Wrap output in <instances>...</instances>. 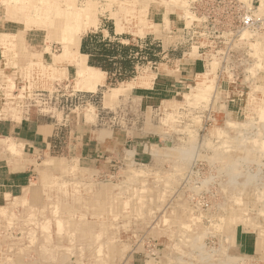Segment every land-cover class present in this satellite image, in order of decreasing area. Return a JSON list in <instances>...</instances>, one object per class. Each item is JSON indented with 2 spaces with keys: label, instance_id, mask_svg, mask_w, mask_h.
Listing matches in <instances>:
<instances>
[{
  "label": "rangeland",
  "instance_id": "374dc122",
  "mask_svg": "<svg viewBox=\"0 0 264 264\" xmlns=\"http://www.w3.org/2000/svg\"><path fill=\"white\" fill-rule=\"evenodd\" d=\"M92 1L93 24L79 39L89 35L81 48L92 53L87 65L109 71H100L98 89L52 64L65 49L72 58L77 53L80 41L69 47L64 36L84 21L87 0H2L24 30L8 38L12 43L0 41V128L30 115L61 117L52 103L40 110L28 92L69 81L95 91L72 114L88 132L109 136V147L98 161L57 147L22 151L0 129V182L12 175L8 166L23 185L14 195L0 193V264H264V0L253 2L259 27L205 56L204 70L160 103L131 93L148 84L158 50L148 31L161 27L150 18L157 6L190 16L194 0ZM107 10L111 32L124 41L98 27ZM133 33L137 42H128ZM127 137L145 141V154H118Z\"/></svg>",
  "mask_w": 264,
  "mask_h": 264
},
{
  "label": "crops",
  "instance_id": "0c3cea01",
  "mask_svg": "<svg viewBox=\"0 0 264 264\" xmlns=\"http://www.w3.org/2000/svg\"><path fill=\"white\" fill-rule=\"evenodd\" d=\"M5 6L8 8L9 5L4 4L2 0H0V39L3 35L17 36L18 31L21 32L24 30L23 26H19L15 21H12L10 18L12 15L6 16ZM174 11V9H170L169 11L165 7L157 6L152 13L150 22L154 25H159L161 31L156 32L149 30L148 37L153 42L157 43L158 50L154 52L153 57H150V68L147 71L149 75L148 78L144 80V82L148 84L135 85L136 87L133 86L131 89L132 99H138L139 101L146 100L147 102L157 101V103H160L186 87L190 80H192L191 78L205 68L206 53L198 48L194 49V46L188 42L185 35L184 26L187 25L186 16H180ZM110 18V11L107 10L98 22V27L102 28V31H106L108 38L119 37L120 35L118 32H111V29L115 26L114 23L111 22L113 23V27L111 28ZM166 24L167 27L162 29ZM88 38L89 35L86 34L85 39H81V41L79 39L80 44L78 42L79 46L77 45L78 50L74 55L75 57H73V62L70 60L69 55L63 54L62 52L58 55L52 54V64L57 68L67 69L68 73L74 74H76V70L83 68V66L80 67L83 65L82 63H84L87 68H97L87 65L89 59L92 57V53L89 52V50L81 52L82 46L85 45V47H87L86 42L89 40ZM138 38L139 35L133 33V35H130L126 40L128 42H137ZM119 40L122 41L123 39L119 37ZM0 58L2 59L1 46ZM0 67H2L1 60ZM100 71L105 75L109 73V71H102V69H100ZM99 86H103V83L99 82L96 84L97 89ZM88 92L93 93L95 91ZM81 118L79 114L78 116L72 114L70 120L67 122V126L62 128L59 126L61 117L57 115L52 118L46 117L45 115H37V117L30 115V117L24 118L17 123L12 124L11 121V123L1 126L2 129H0L5 137L11 138L17 143H21L23 146L22 151L24 148L30 146L35 149H39V145L43 146V148L57 147L64 153L78 155L77 157L79 159H90V157L93 156V159L98 161V157H103L104 153L108 151L109 136H101L100 138L99 135H94V132H88L84 127L86 123H84ZM62 131H64V133H62ZM122 141L123 147L122 149L118 147L117 153H121L123 157L129 154L137 158L141 154H145L147 148L145 141L131 140L128 137L126 140ZM119 145H122V143ZM6 168L8 171L12 172V175H5V180H1L0 187H3L4 190L2 191L0 188V193L3 195H14V193L20 191V188L23 187L22 178L19 179L13 176V172H18V170H12L8 166ZM245 246H240L239 249L245 248Z\"/></svg>",
  "mask_w": 264,
  "mask_h": 264
},
{
  "label": "built area",
  "instance_id": "2783aa9c",
  "mask_svg": "<svg viewBox=\"0 0 264 264\" xmlns=\"http://www.w3.org/2000/svg\"><path fill=\"white\" fill-rule=\"evenodd\" d=\"M254 1L251 0V5L247 7L241 0H194L189 6L190 16H186L187 25L184 26L188 42L210 58L212 52L223 49L243 30L260 26L261 19H255L257 16L253 15L257 9ZM28 93L40 110L50 103L60 108L59 126L62 128L67 126L78 103L94 100L93 93L73 89L69 81L54 82L52 91L40 89Z\"/></svg>",
  "mask_w": 264,
  "mask_h": 264
},
{
  "label": "bare ground",
  "instance_id": "6f19581e",
  "mask_svg": "<svg viewBox=\"0 0 264 264\" xmlns=\"http://www.w3.org/2000/svg\"><path fill=\"white\" fill-rule=\"evenodd\" d=\"M88 2L87 3H89V4H87L88 5V7H86L87 9L85 10V8L83 9L84 11H83V13H82V15H83V17H81V18H83V22H78L77 20H76V27H78L77 29H75V31L73 32V34L70 36V38L68 39H66V37L64 36V39L66 40V41H68V43H66L67 44V46H75V48H76V46L78 45V42H79V38H80V35H81V33L84 31V30H86V28H88V26H91L92 24H93V21L94 20H92V21H89L90 20V18H91V15H92V13L94 12V1H92V0H87ZM31 2V1H30ZM70 2V1H69ZM132 2V1H131ZM75 3V2H74ZM96 3V2H95ZM262 3V2H261ZM91 5V6H90ZM249 5V4H248ZM84 7H85V5H83ZM89 6H90V8H91V14H90V11H88L89 9ZM96 6V5H95ZM107 6H108V4H107ZM124 7V6H123ZM249 7V6H248ZM257 7H259V4H258V6ZM138 8V7H137ZM108 9V8H107ZM121 9H122V7H121ZM120 9V10H121ZM126 9V8H125ZM259 9H261L260 7H259ZM130 10H131V8H130ZM122 12H123V10H121ZM114 12V11H113ZM257 12V11H256ZM110 13H111V11H110ZM120 13V12H119ZM139 13V12H138ZM137 12H136V14H138ZM141 13V12H140ZM258 13V12H257ZM262 13V12H261ZM121 14V13H120ZM123 14V13H122ZM254 14H255V12H254ZM264 14V13H263ZM81 15V16H82ZM116 15V14H115ZM67 17H70L69 19L71 20L72 19V16H70V15H68ZM74 17V16H73ZM66 18V17H65ZM123 18V17H122ZM258 18V17H257ZM89 19V20H88ZM37 21V20H36ZM44 21V20H43ZM51 21H53V20H51ZM72 21V20H71ZM82 21V20H81ZM46 22V21H45ZM89 22V23H88ZM91 22V23H90ZM31 23V22H30ZM84 23H86L85 25H83ZM52 25H53V22L51 23ZM96 25V24H95ZM27 26H28V24H27ZM119 27V26H118ZM29 28H31V27H29ZM31 30V29H30ZM58 32H59V29H56ZM56 31V32H57ZM52 32V31H51ZM55 34V33H54ZM10 35V34H9ZM55 36V35H54ZM58 36H59V34H58ZM56 37H57V33H56ZM61 37H63V36H61ZM8 38H13V35H10V36H8V35H3V37L0 39V41L1 42H3V43H5V42H10V43H12L13 41H11L10 39H8ZM47 39V38H46ZM32 42V41H31ZM63 42V41H62ZM64 43V42H63ZM64 45H65V43H64ZM6 47V46H5ZM63 54H67V55H69L70 56V50L68 49H65L64 50V52H63ZM51 55V54H50ZM49 55V56H50ZM40 57V56H39ZM75 57V56H74ZM70 58V60L73 62V58L70 56L69 57ZM50 60V59H49ZM37 61V60H36ZM70 61V62H71ZM34 62V61H33ZM83 65H81L80 67H82L83 66V68H80L79 70H76V75L80 78V81L82 80L86 85H87V87L88 88H90V89H92V88H95V86H96V83L99 81V79H100V70L99 69H97V68H87L85 65H84V63H82ZM75 76V75H74ZM76 77V76H75ZM79 81V80H78ZM181 81V80H180ZM77 84V83H76ZM122 86V85H121ZM115 89V88H114ZM111 91H112V89H111ZM125 91V90H124ZM125 93V92H124ZM123 93V94H124ZM109 96V95H108ZM115 96V95H114ZM121 96H122V94H121ZM105 97V96H104ZM118 101V100H117ZM109 102V101H108ZM7 140H5L4 142L6 143V144H9V143H7V142H9V141H7ZM10 143H12V142H10ZM3 145L2 146H4V143H2ZM6 147L8 146V145H5ZM5 146H4V148H5ZM11 149L13 152L12 153H14V150H13V143L11 144V145H9L8 146V148L7 149ZM11 150H9V151H11ZM12 153H10V154H12ZM64 160V159H63ZM242 163V162H241ZM65 164V163H64ZM62 166V165H61ZM63 166H65V165H63ZM236 166V165H235ZM66 170V169H65ZM64 170V171H65ZM83 174V173H82ZM43 176H44V174H42ZM48 175V174H47ZM236 175V174H235ZM47 177V176H46ZM43 178V177H42ZM44 179V178H43ZM47 180V179H46ZM50 182V181H49ZM45 183V182H44ZM52 183V182H51ZM46 184V183H45ZM49 185V184H48ZM51 186V185H50ZM234 189V188H233ZM248 192V191H247ZM250 192V191H249ZM234 193V192H233ZM238 195V194H237ZM230 196V195H229ZM240 198H242L241 196H240ZM259 199V198H258ZM243 200V199H242ZM264 200V199H263ZM238 203H240V202H238ZM247 205V204H246ZM239 206V205H238ZM237 206V207H238ZM248 206V205H247ZM243 207V206H242ZM245 207V206H244ZM31 209V208H30ZM33 210V209H32ZM245 210H246V207H245ZM260 211V210H259ZM246 212V211H245ZM261 212V211H260ZM235 213H236V211H235ZM238 213V212H237ZM249 213V212H248ZM247 213V214H248ZM38 214V213H37ZM234 214V213H233ZM44 215V214H43ZM253 216V215H252ZM224 217V216H223ZM233 217H234V215H233ZM243 218V217H242ZM248 218V217H247ZM19 219V218H18ZM26 219V218H25ZM222 219V218H221ZM23 220V219H22ZM60 220V219H59ZM244 220H247V219H244ZM220 221V220H219ZM223 221V220H222ZM226 221V220H225ZM61 221H58L57 220V226L60 228V227H62L61 226V223H60ZM232 222V221H231ZM242 222V221H241ZM29 225V224H28ZM39 226V225H38ZM229 226V225H228ZM236 226V225H235ZM252 226V225H251ZM23 227V226H22ZM30 227V226H29ZM236 227H238V226H236ZM35 228V227H34ZM240 228V227H239ZM218 229V228H217ZM27 230V229H26ZM66 232H68V231H66ZM233 235V234H232ZM36 236V235H35ZM40 236V235H39ZM231 240V239H230ZM236 240V239H235ZM34 241V240H33ZM22 242V241H21ZM96 242V241H95ZM23 243V242H22ZM91 243H93V242H91ZM7 244V243H6ZM33 244V243H32ZM231 244V243H230ZM1 245H4V244H1ZM0 245V246H1ZM9 245V244H8ZM29 245V244H28ZM38 245V244H37ZM50 245V244H49ZM4 246H6V245H4ZM41 246V245H40ZM68 246V245H67ZM95 246V245H94ZM28 247H30V246H28ZM55 247H57V245L55 244V246H54V248ZM224 247V246H223ZM13 248V247H12ZM37 248H38V246H37ZM54 248H52L51 249V247H50V251H52ZM221 248V247H220ZM31 249V248H30ZM95 249H97V248H95ZM57 249L55 248L53 251V256H54V258L56 257H58V250L56 251ZM224 250V249H223ZM6 251V250H5ZM96 251H98V250H96ZM221 251V250H220ZM45 253V252H44ZM101 253V252H100ZM222 253V252H221ZM21 254V253H20ZM19 254V255H20ZM43 254V253H42ZM9 255V254H8ZM38 255V254H37ZM1 256H3V255H1ZM22 256V255H21ZM45 256V255H44ZM60 256V255H59ZM147 256V255H146ZM16 257V256H15ZM29 257V256H28ZM215 257H217V256H215ZM20 258V257H19ZM22 258V257H21ZM87 258V257H86ZM223 258V257H222ZM238 258V257H237ZM17 259V258H16ZM30 259V258H29ZM43 259V258H42ZM193 259V258H192ZM231 259V258H230ZM5 260V259H4ZM49 260V259H48ZM11 261V260H10ZM28 261V260H27ZM206 261V260H205ZM215 261V260H214ZM226 261V260H225ZM197 262V261H196ZM40 263V262H39ZM47 263V262H46ZM18 264H21V263H18ZM26 264V263H25ZM227 264V263H226ZM233 264V263H232Z\"/></svg>",
  "mask_w": 264,
  "mask_h": 264
}]
</instances>
